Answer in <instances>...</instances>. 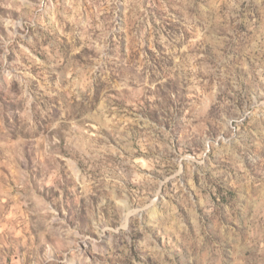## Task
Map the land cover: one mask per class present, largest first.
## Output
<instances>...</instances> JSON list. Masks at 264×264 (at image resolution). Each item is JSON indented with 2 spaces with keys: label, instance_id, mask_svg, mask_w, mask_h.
Listing matches in <instances>:
<instances>
[{
  "label": "rangeland",
  "instance_id": "rangeland-1",
  "mask_svg": "<svg viewBox=\"0 0 264 264\" xmlns=\"http://www.w3.org/2000/svg\"><path fill=\"white\" fill-rule=\"evenodd\" d=\"M0 264H264V0H0Z\"/></svg>",
  "mask_w": 264,
  "mask_h": 264
}]
</instances>
